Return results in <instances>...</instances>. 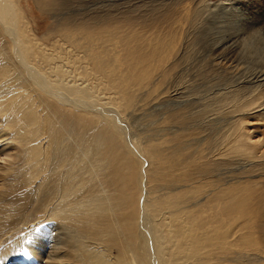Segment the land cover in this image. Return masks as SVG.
<instances>
[{
    "label": "bare ground",
    "instance_id": "1",
    "mask_svg": "<svg viewBox=\"0 0 264 264\" xmlns=\"http://www.w3.org/2000/svg\"><path fill=\"white\" fill-rule=\"evenodd\" d=\"M205 1L180 6L181 20L162 27L144 28L145 21L136 27L134 16L117 13L125 22L117 50L109 31L94 38L80 30L113 18L110 9L86 13L95 2L46 0L56 22L48 47L17 33L15 4L0 0L1 35L13 41V54H0V143L16 149L13 165L0 166V179L16 167L39 196L34 203L42 215L57 221L48 227L56 230L52 243L43 233L40 242L26 244V258L41 255V264H264L262 253L239 243L250 242L243 233L250 226L247 210L241 204L224 212L219 204L251 180L264 205V150L255 151L242 131L245 116L264 110V37L248 34L249 25L239 46L236 38L221 43L235 49L238 63L228 65L222 56L207 62L226 85L216 84L210 71L203 79L190 74L188 63L200 55L186 52L206 23ZM182 21L184 28L176 29ZM213 24L219 26L207 35L232 29L222 17ZM134 42L153 49L144 51L151 64L138 74L130 58ZM198 133L204 139L196 144ZM125 153L146 155L147 180H137L136 203L125 193L133 168Z\"/></svg>",
    "mask_w": 264,
    "mask_h": 264
},
{
    "label": "rangeland",
    "instance_id": "2",
    "mask_svg": "<svg viewBox=\"0 0 264 264\" xmlns=\"http://www.w3.org/2000/svg\"><path fill=\"white\" fill-rule=\"evenodd\" d=\"M11 1L16 7V32L27 36L34 44H46L48 47H51L54 41L53 32L56 30V22L52 18V14L49 11L48 5L45 4L46 0H43L44 2H39L38 0ZM93 2L96 4L87 5L91 11L86 13L90 14V12L92 13V10L94 9L93 14H96V12L99 14H105L107 9H110L109 12L111 11L114 16L112 19L111 17L106 18L107 21L105 22L104 19H99V22L90 21L88 25L85 24L81 26L83 29L80 30L89 32L94 38L96 35H101L104 32L109 31L115 42H110V38L107 37L108 44L109 42L115 44L117 43L116 41H119L116 37L121 32V25L125 23L122 20H120V22L117 21V13L134 16L137 20L133 25L136 27H138V23L141 21H145L144 24L146 27L144 28H151L155 26L162 27L166 24H171L178 19L181 20V16L176 18L180 11V6H183V8L186 6L192 7L194 4V0H90V3ZM118 4L120 5L119 7ZM156 4L158 6V10L152 11L150 7H153ZM149 5L152 6L149 7ZM204 5L207 6L208 10L206 13V23L201 29L199 36L195 34L198 36V40L195 42L196 45H193L194 43L191 46L188 44L189 46L186 52L187 54H196L197 56L200 55V57L196 56V60H190L186 69L189 70L190 74L193 73V75H200L201 77H199L201 79H203L202 76L206 77L207 74L209 75L212 73V75H210L212 79L214 77L217 80V75L215 74H217L218 69H215L212 64L210 65V63L207 62L209 59H216L219 56H222V59L225 58L230 60L228 65L233 64L234 62L238 63V61L235 60L236 55H238L236 54L235 49L232 47H227L225 44L221 45L224 40L228 38H236V45L239 46L243 38L240 37V34L243 33L241 30H246V27L249 25L252 26V28L247 32L248 34L253 35L254 33L259 37H264V0H243V3L237 2V0H206ZM134 7L138 8V10L134 11V9H136ZM148 9L151 12H149ZM139 10L142 16L140 13H138ZM230 11L233 12V15L240 12L239 18L235 19L236 15L234 18L229 17L227 14H229ZM124 17L126 16H123L122 19H124ZM221 17L228 22L229 27L232 29L224 30L219 34H213L211 31L212 35H207L209 32L206 29L219 26V24L214 25L213 21L215 19H220ZM180 24L176 26V29L184 28L183 21ZM185 35L186 34H183L181 38L182 41ZM189 37L192 38L191 36ZM245 37H247V35ZM160 39H167V37H161ZM133 44H135V48L129 44L133 53L130 54V58L131 62L136 66L135 74H138L144 68V65L151 64V57L144 54V51L151 52L153 49L150 47L143 49L136 42ZM215 44H218L219 46L214 47ZM116 47L117 50H121L122 44L117 43ZM215 48L216 50H214ZM157 51L162 52L160 49H157ZM212 52L213 54H211ZM11 53L13 54V41L9 39V37L1 35L0 30V54ZM245 64L241 62L240 66H246L245 68L247 69L252 68L253 66L252 64ZM213 72H215V74H213ZM209 80H211L210 77L208 81ZM241 81H243V79H241ZM215 83H218L220 86L226 85V83L220 82L219 80H217V82L215 81ZM263 111L264 110L258 112H256V110L252 111L244 118V130H242L243 135L245 140L246 137H250L249 144L255 151L264 150ZM140 133L139 136L142 137ZM196 139V144L201 143V139H204V133H198ZM5 145L6 144L3 142L0 143V163H2L0 166L2 167L13 165L14 162L12 158H14L16 155L15 148ZM200 147L201 145L197 146L198 149ZM145 157L146 155H143L141 158L130 154H126L124 156V158L129 160V164L133 167L131 168V172L128 174L125 193H127L129 198L134 200L135 203L138 199L137 180L139 176L143 177L142 170L147 171V165H145L143 162V160H146ZM123 162L127 164L124 159ZM10 167L12 171H10L8 174H4L0 179V264H24L30 262H32V264H41V262H37V258L41 257V255H38L34 260L26 258L29 251L26 248V244L29 243L32 245L40 242L46 237H44L43 233L47 234L48 236L50 235V238L45 240H48L47 244H49V242L51 240L53 241L54 239H52L51 236L54 235L53 237H56V230H54L55 227L53 226L57 227V221L55 219L54 221L51 218H49V220L42 215V212L36 206L38 202L37 200L39 199L36 191L34 194L30 191L32 190V185H28L26 188L21 178L22 174L20 172L17 173L16 167ZM147 175L143 177V181L147 180ZM203 182L206 183L207 181L204 180ZM146 187L150 192V182L146 184ZM260 191V187H254L252 185V181L248 180L243 184L237 185L232 195L228 194L226 196L227 198H221L219 204L222 211L224 212L230 211L231 208H233L231 206L235 207L236 205L240 206L242 204V207L247 210V215L245 218L243 217L244 221L250 223L248 228L243 229V233L250 242L239 243L240 245L244 244L247 247H250L252 250L262 253L264 258V205L260 203ZM25 194L28 196L27 204H25L26 206H24L23 210L20 211L16 207L17 205L26 202L24 201L25 197H23ZM33 203L35 205H33ZM145 205H148L149 208H153L150 201H148ZM51 223H53V226L51 229H48ZM223 231L224 229L222 228L220 232ZM139 235L142 236L144 240L146 239V244H149L150 239L148 237L145 238V234L139 233ZM174 237L178 236L174 235ZM52 241L50 243H52ZM105 249H107V247ZM112 253L113 256L116 255V257L119 255V253H117L115 250H113ZM173 263L174 262H169L164 264Z\"/></svg>",
    "mask_w": 264,
    "mask_h": 264
}]
</instances>
